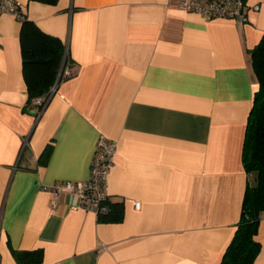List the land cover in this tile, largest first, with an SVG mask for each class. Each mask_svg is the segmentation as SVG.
<instances>
[{
    "label": "crops",
    "instance_id": "crops-1",
    "mask_svg": "<svg viewBox=\"0 0 264 264\" xmlns=\"http://www.w3.org/2000/svg\"><path fill=\"white\" fill-rule=\"evenodd\" d=\"M16 1L22 18L0 15V264L37 249V264H219L248 179L259 87L249 49L264 35V0H245V21L176 0ZM23 19L60 39L59 71L71 70L40 116ZM100 136L118 143L108 188L120 216L71 209L66 194L52 208L48 187L87 179ZM256 239L252 264H264V216Z\"/></svg>",
    "mask_w": 264,
    "mask_h": 264
},
{
    "label": "trees",
    "instance_id": "trees-1",
    "mask_svg": "<svg viewBox=\"0 0 264 264\" xmlns=\"http://www.w3.org/2000/svg\"><path fill=\"white\" fill-rule=\"evenodd\" d=\"M21 44L23 73L31 102L53 85L63 59L64 46L58 37L42 31L26 19L22 20ZM249 53L259 87L254 93L242 146V162L248 179L237 228L219 264H252L260 249L256 234L264 216V35L249 49ZM110 205V211L98 218L120 216L116 209L118 204L112 207L110 201ZM15 254L22 264H37L42 259L40 249Z\"/></svg>",
    "mask_w": 264,
    "mask_h": 264
},
{
    "label": "built area",
    "instance_id": "built-area-1",
    "mask_svg": "<svg viewBox=\"0 0 264 264\" xmlns=\"http://www.w3.org/2000/svg\"><path fill=\"white\" fill-rule=\"evenodd\" d=\"M175 4L188 11H194L206 19L226 18L247 19L245 0H176ZM254 10L259 6L254 5ZM11 13L17 18H22L21 4L16 0H0V15ZM71 75L68 64L63 65L57 79L50 89L32 100L31 107L37 116L52 97L58 81ZM118 143L115 140L100 136L95 145L89 177L82 181L61 180L55 181L48 188L52 192L51 207L54 208L62 195L68 196L67 204L71 209H83L94 213L97 217L110 211V193L108 176L114 164ZM135 207L140 206L139 201L134 202Z\"/></svg>",
    "mask_w": 264,
    "mask_h": 264
}]
</instances>
